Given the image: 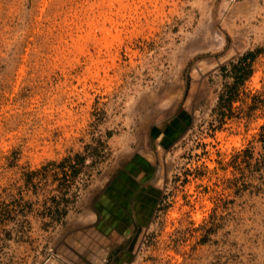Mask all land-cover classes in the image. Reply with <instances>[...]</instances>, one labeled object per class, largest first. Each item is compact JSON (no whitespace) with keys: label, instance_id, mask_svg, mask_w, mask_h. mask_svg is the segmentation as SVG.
I'll use <instances>...</instances> for the list:
<instances>
[{"label":"rangeland","instance_id":"obj_1","mask_svg":"<svg viewBox=\"0 0 264 264\" xmlns=\"http://www.w3.org/2000/svg\"><path fill=\"white\" fill-rule=\"evenodd\" d=\"M0 264H264V0H0Z\"/></svg>","mask_w":264,"mask_h":264},{"label":"trees","instance_id":"obj_2","mask_svg":"<svg viewBox=\"0 0 264 264\" xmlns=\"http://www.w3.org/2000/svg\"><path fill=\"white\" fill-rule=\"evenodd\" d=\"M255 57L256 52H248L237 60L220 67L221 77L225 81H232V83L224 84V90L219 95L218 107L221 109V116L224 118L231 116L232 104L237 98L239 87L244 85L252 76ZM85 160L86 158L84 156L77 154L75 157L64 159L62 162L50 163L40 171L27 174V182L30 185L34 184L36 177L40 178L41 183L44 181L48 183V179L51 177L54 184H57L56 191L59 195L51 199L55 205L54 208L49 209L53 214V218L56 220H59L67 213L66 206L71 201L68 195L71 194L73 196V193H70L71 188L73 187L74 180L81 173L82 168L80 165Z\"/></svg>","mask_w":264,"mask_h":264}]
</instances>
